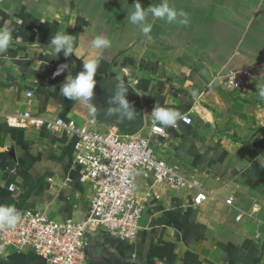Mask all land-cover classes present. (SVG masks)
<instances>
[{
    "label": "crops",
    "instance_id": "0c3cea01",
    "mask_svg": "<svg viewBox=\"0 0 264 264\" xmlns=\"http://www.w3.org/2000/svg\"><path fill=\"white\" fill-rule=\"evenodd\" d=\"M134 2L0 0V25L15 28L9 50L0 54V114L28 109L48 119L89 121L91 106L59 90L69 74L97 59L94 79H132L140 134L155 122V106L191 117L190 125L178 120L150 142L160 157L191 173L207 197L194 205L197 190L170 189L138 175L143 210L137 236L126 241L89 234L85 264H264V98L258 94L264 93V0H167L187 13L188 23L168 24L149 14L147 36L128 20ZM139 2L147 8L164 0ZM63 32L74 37V52L66 58L62 50L54 58L50 38ZM97 36L111 47L94 48ZM61 64L70 70L54 76ZM241 68L253 74L247 96L220 84ZM128 124L120 121L121 132ZM96 126L116 131L106 120ZM73 146L70 135L44 125L8 127L0 117V205L38 209L56 219L83 217L91 189L79 181ZM0 264L45 260L27 248L1 254Z\"/></svg>",
    "mask_w": 264,
    "mask_h": 264
},
{
    "label": "built area",
    "instance_id": "2783aa9c",
    "mask_svg": "<svg viewBox=\"0 0 264 264\" xmlns=\"http://www.w3.org/2000/svg\"><path fill=\"white\" fill-rule=\"evenodd\" d=\"M253 74L250 68L231 70L220 81L230 93L247 96L251 93ZM128 83L132 79L128 78ZM31 96V93H27ZM8 127L46 126L74 138L72 159L79 166V181L91 189L86 213L79 219H56L38 209H20L15 228L0 226V255L9 251L32 249L45 264H85L88 235L101 231L122 240L133 241L140 229L143 198L136 193L138 175L150 177L153 183L170 189H195L194 205L207 197L205 189L181 165L160 157L150 142L151 135H165L155 122L148 124L147 135L100 131L89 121L77 124L55 116L43 118L28 109L0 114ZM180 121L190 125L188 114ZM162 129V130H161ZM9 189H13L9 186ZM232 197L226 203H232ZM254 209L258 204L254 203ZM243 213L235 216L237 220Z\"/></svg>",
    "mask_w": 264,
    "mask_h": 264
},
{
    "label": "clouds",
    "instance_id": "9594fccd",
    "mask_svg": "<svg viewBox=\"0 0 264 264\" xmlns=\"http://www.w3.org/2000/svg\"><path fill=\"white\" fill-rule=\"evenodd\" d=\"M151 14L153 18L164 20L168 24L180 23L187 24V13L180 11L169 5L167 0L156 6H149L142 8L139 0L134 2V11L128 16V20L131 24L137 26L142 34L147 36L152 31V24L147 22L148 15ZM183 17V19H179ZM75 20L71 24L74 25ZM15 31L13 25L7 26L0 25V54L6 53L13 41L12 33ZM50 45L52 46V56L55 58L57 54L63 50V55L67 58L74 52L75 40L72 35L58 33L50 38ZM92 45L96 49H109L111 47L110 41L102 36H97ZM99 67V61L97 59L89 60L87 63H83V71L76 76L69 74L66 77L65 82L60 86V95L68 100L76 101L81 100L91 106L93 115L96 114L95 107L90 103L93 95L94 88L96 86V80L94 79ZM69 69V64H61L54 73L60 75ZM118 91L114 98L120 108L125 110L128 119L135 118L138 113L129 111V103L125 98L126 89L122 84L117 85ZM55 90V87H53ZM260 97L264 98V93H258ZM119 110V109H117ZM111 111V110H110ZM153 120L163 128L176 127L177 121L180 120L181 113L178 110L168 109L164 107H154L152 111ZM119 123V121H118ZM162 130V129H161ZM21 214L14 205H0V226L7 228H15L16 224L20 220Z\"/></svg>",
    "mask_w": 264,
    "mask_h": 264
},
{
    "label": "water",
    "instance_id": "95a60500",
    "mask_svg": "<svg viewBox=\"0 0 264 264\" xmlns=\"http://www.w3.org/2000/svg\"><path fill=\"white\" fill-rule=\"evenodd\" d=\"M95 80L96 86L94 88V95L90 103L96 109L95 116H91L96 121V123L101 120H106L108 124H111L113 127H115L117 132L123 133L121 132L119 124L122 119H125L129 123L128 131L125 132L126 134H132L139 131L142 125V119L140 114L141 109L138 104V95L128 84L127 77L124 76L118 81H109V76L107 77L106 75H102ZM118 84H122L126 89L125 98L129 103L128 110L138 113L135 118L131 119V122L128 120L125 110L120 108L118 102L114 99L118 91Z\"/></svg>",
    "mask_w": 264,
    "mask_h": 264
},
{
    "label": "rangeland",
    "instance_id": "374dc122",
    "mask_svg": "<svg viewBox=\"0 0 264 264\" xmlns=\"http://www.w3.org/2000/svg\"><path fill=\"white\" fill-rule=\"evenodd\" d=\"M96 128H97V126L96 125H94Z\"/></svg>",
    "mask_w": 264,
    "mask_h": 264
}]
</instances>
